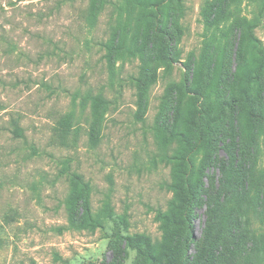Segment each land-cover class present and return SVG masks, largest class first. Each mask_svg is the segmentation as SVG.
<instances>
[{"label":"rangeland","instance_id":"obj_1","mask_svg":"<svg viewBox=\"0 0 264 264\" xmlns=\"http://www.w3.org/2000/svg\"><path fill=\"white\" fill-rule=\"evenodd\" d=\"M140 1L0 0V264H152L129 240L147 236L160 255L177 229L184 264H264V68L254 126L227 111L209 150L179 161L193 111L256 74L247 32L264 50V0H174L153 23L166 34L152 36L157 11ZM99 94L93 142L89 96ZM73 172L101 226H70ZM189 177L197 197L181 233L173 198Z\"/></svg>","mask_w":264,"mask_h":264},{"label":"trees","instance_id":"obj_2","mask_svg":"<svg viewBox=\"0 0 264 264\" xmlns=\"http://www.w3.org/2000/svg\"><path fill=\"white\" fill-rule=\"evenodd\" d=\"M174 0H141L140 3L143 4L145 8L148 5H152L154 10L157 11L156 18L148 24L147 29H150V36L153 35L154 28L156 33L160 35L166 34V25L154 26L153 23L156 19L162 23V19L159 18L162 14V9L166 7L169 2ZM147 31V30H146ZM248 39L255 44L259 51V57L256 67V74L253 75L249 71H244L243 82L244 85L240 88V92L237 95L232 96L230 100H220L218 103H213L212 100H208L206 107L204 109L196 108L193 111V123L195 126V134L193 139L185 138L184 147L182 149V154L179 157L181 164L189 165L191 158L196 155L201 149L207 151L210 148L211 137L213 132V121L215 119H222L227 111L232 112L235 109H240L245 113L247 119V126L251 129L254 126L255 121L258 119L256 112V98L253 94L254 83L262 69L264 68V50L261 45V41L255 36L252 26L248 28ZM148 35L145 38V43L147 40L151 39ZM111 47L115 48L117 41L113 37L111 40ZM141 41L139 42V45ZM161 58L166 59V52L163 50ZM92 100V114H93V125L91 127L90 137L93 142L98 140L96 134L95 121L99 118L101 114V107L106 101L102 95L89 96ZM214 109V116L210 113ZM210 115V117H209ZM182 117V114H180ZM214 117V118H213ZM71 116L70 114L63 117V119L58 124V130L63 134H68L70 131ZM15 128L17 132L21 135V127L15 122ZM72 177V188L70 190V197L67 204V215L69 217V224L73 228H86V227H98L101 226L103 219H105L102 214L97 211L93 212L92 205L90 202L91 197V186L86 182L81 174L73 172ZM176 192L173 198V209L172 214L176 217V225L181 229H191L192 230V213L196 201L197 190L193 185L192 177L185 178L183 181L181 178L176 183ZM82 209V210H81ZM178 211V216L176 212ZM111 219V216L109 217ZM66 226H60L59 229L63 230ZM179 233V234H178ZM179 236L180 232L174 234ZM174 235L167 238L160 246V255L155 254L150 246L149 238L147 236H140L136 234L130 244L132 246L138 247L140 243H144V249L146 250V256L151 261L152 264H184L181 255L179 254L177 240ZM67 264H70L67 262Z\"/></svg>","mask_w":264,"mask_h":264}]
</instances>
